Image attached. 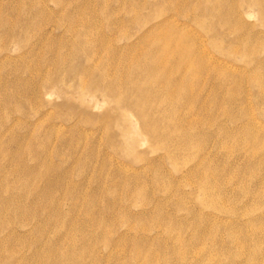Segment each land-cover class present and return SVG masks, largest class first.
<instances>
[{
  "label": "rangeland",
  "instance_id": "374dc122",
  "mask_svg": "<svg viewBox=\"0 0 264 264\" xmlns=\"http://www.w3.org/2000/svg\"><path fill=\"white\" fill-rule=\"evenodd\" d=\"M0 264H264V0H0Z\"/></svg>",
  "mask_w": 264,
  "mask_h": 264
}]
</instances>
